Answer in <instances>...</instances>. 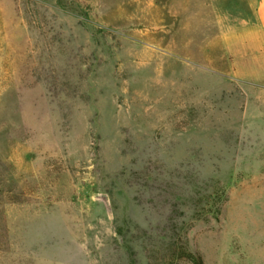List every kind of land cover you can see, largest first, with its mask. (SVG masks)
I'll return each mask as SVG.
<instances>
[{
	"label": "rangeland",
	"instance_id": "374dc122",
	"mask_svg": "<svg viewBox=\"0 0 264 264\" xmlns=\"http://www.w3.org/2000/svg\"><path fill=\"white\" fill-rule=\"evenodd\" d=\"M159 2L0 0V264H264V35Z\"/></svg>",
	"mask_w": 264,
	"mask_h": 264
},
{
	"label": "crops",
	"instance_id": "0c3cea01",
	"mask_svg": "<svg viewBox=\"0 0 264 264\" xmlns=\"http://www.w3.org/2000/svg\"><path fill=\"white\" fill-rule=\"evenodd\" d=\"M159 6L184 26L183 31L206 32L215 26L221 32L233 19L253 25L264 35V0H160Z\"/></svg>",
	"mask_w": 264,
	"mask_h": 264
}]
</instances>
